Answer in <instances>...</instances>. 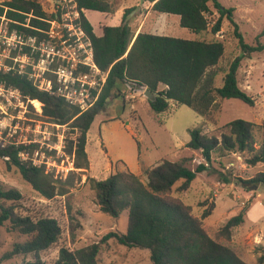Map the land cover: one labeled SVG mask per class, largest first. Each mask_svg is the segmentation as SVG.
<instances>
[{
  "label": "trees",
  "instance_id": "16d2710c",
  "mask_svg": "<svg viewBox=\"0 0 264 264\" xmlns=\"http://www.w3.org/2000/svg\"><path fill=\"white\" fill-rule=\"evenodd\" d=\"M73 1L79 10L81 26L91 41L94 61L100 70L108 72L97 101L82 111L56 91L40 89L29 77L30 66L22 72L17 68L0 69V84L17 89L25 101H40L41 115L50 122L77 131L67 149L68 153L74 154L75 168L88 166L86 137L95 117L107 109L111 98H124L131 90L143 89L151 93L147 101L156 113L166 111L173 101L188 106L215 128L212 135L203 133L200 127L188 129L190 139L186 147L199 151L204 159L194 168L188 166L187 157H181L176 161L162 159L146 167V182L127 166L102 180L87 177L102 213L118 217L127 211L126 232L110 231L100 241L76 249L62 246L52 264H100L101 245L108 239L123 246L148 250L152 264H248L232 246L221 241L231 239L234 228L244 223L246 208L231 215L224 225L208 229L203 218L211 213L214 205L197 217L190 205L172 196V190L178 182L177 191L187 190L197 174L208 167L213 153L219 156L240 153L250 166L264 163V134L257 138L264 124L239 118L222 126L217 124L222 100L236 98L254 105V97L239 86L238 69L243 58L264 51V42L260 40L264 36V26L257 33L255 42L249 44L234 19V8L223 7L219 0H144L152 4L151 10L156 13L178 15L180 26L194 32L195 38L143 30L136 32L137 25L133 28L127 22L104 25L102 34L96 35L82 9L111 13V0ZM212 9L218 13L213 20L209 17ZM1 15L8 20L9 31L15 29L26 34L43 35L37 29L48 27L43 19L49 15L37 0H7L0 5ZM224 19L233 28L239 52L221 71L219 66L226 54V45L214 35L220 31ZM206 34L213 36L206 39L203 37ZM218 78L221 85L217 84ZM46 79L52 81L54 89L53 74L47 73ZM28 105L33 109L31 103ZM35 106L40 109V105ZM35 146L34 143L0 145V159H4L7 169L16 168L35 191L50 199L58 192L52 175L43 165H34L31 160L21 157V153H32ZM235 179L249 189L254 185L264 186V170L248 179ZM223 182L229 183L230 179L224 177ZM21 198L18 189L0 186V225L8 221L10 230L27 236L5 251L0 261L32 255V259H24L21 264H45L39 253L60 239L61 226L50 216L19 213L17 203ZM78 225V221L70 225L72 240Z\"/></svg>",
  "mask_w": 264,
  "mask_h": 264
},
{
  "label": "rangeland",
  "instance_id": "374dc122",
  "mask_svg": "<svg viewBox=\"0 0 264 264\" xmlns=\"http://www.w3.org/2000/svg\"><path fill=\"white\" fill-rule=\"evenodd\" d=\"M5 1L0 0V5ZM37 1L50 14L58 0ZM219 1L223 7L234 8L233 16L245 42L254 43L257 33L264 26V0ZM111 2V13L85 11L96 35L102 34L104 25L127 22L133 28L137 25L136 32L156 31L187 39L196 36L188 28L180 26L178 15L160 16L151 10L147 1L142 4L140 0ZM138 5L139 8L133 11ZM127 9L131 11L126 12ZM217 16V11L212 9L210 19ZM232 29L229 21L224 19L220 31L214 35L226 45V54L219 66L221 71L239 52ZM212 36L203 35L206 39ZM260 40L264 42V36ZM18 45L12 33L7 31V21L0 17V68L5 69L10 65L23 70L32 63L30 58L21 60ZM32 71L38 87H45L47 74L35 68ZM238 83L240 88L254 97V105L236 98L222 100L217 124L222 126L238 118L264 124V51L241 60ZM217 84L221 85L220 78ZM147 98L143 89L128 91L124 98H111L107 109L95 117L87 132L85 150L88 166L75 168L74 154L68 153L67 149L77 131L73 132L67 125L55 124L44 118L40 101H25L16 90L0 85V145L34 143L33 152H28L29 158L26 159L43 165L57 186V194L50 199L44 198L22 178L16 168L7 169L4 159H0V186L16 188L22 194L17 211L23 215L56 218L61 226L60 239L39 253L45 264H52L57 259L62 246L76 249L100 241L110 231L126 232L127 211L124 210L118 217L102 213L87 177L102 180L127 166L146 182L145 168L162 159L176 161L187 157V164L191 168L204 161L199 151L186 147L190 139L188 129L200 127L203 133L212 135L215 126L188 106L173 101L166 111L156 113L151 110ZM34 104L40 105V109ZM259 134H264V129L258 132L257 138ZM262 170L264 163L247 165L240 153H227L225 156L213 153L208 167L197 174L187 190L177 191L179 182L172 190V196L190 205L197 217L202 216L204 209L214 205L211 213L203 218L208 229L224 225L231 215L246 208L244 223L234 228L231 239L221 241L232 246L248 264H264V186L249 189L248 186H241L235 178L248 179ZM224 177L229 178L230 182L224 183ZM76 221L80 225L76 226L72 240L70 225ZM9 226L8 221L0 225V257L15 242L27 239L26 235L10 230ZM24 259L30 260L32 255L14 256L0 261V264H21ZM99 259L100 264H152L148 250L123 246L113 239L101 245Z\"/></svg>",
  "mask_w": 264,
  "mask_h": 264
},
{
  "label": "built area",
  "instance_id": "2783aa9c",
  "mask_svg": "<svg viewBox=\"0 0 264 264\" xmlns=\"http://www.w3.org/2000/svg\"><path fill=\"white\" fill-rule=\"evenodd\" d=\"M48 15V18L43 19L48 27L45 30L37 29L43 35L26 34L15 29L9 31L8 20L4 15L0 17L7 21V31L12 33L19 44L21 60L32 59V63L28 65L31 67L29 77L33 79L32 68L42 74H53L55 88L53 89L52 81L47 79L45 87L40 89L56 91L70 104L76 105L82 111L86 110L97 101L108 72L100 70L94 61L91 41L81 26L79 10L73 0H58ZM27 67L23 70L17 69L22 72ZM11 68L13 67L9 65L0 69ZM10 90L19 92L14 88ZM28 156V152L21 153L23 159ZM31 162L37 165L33 159Z\"/></svg>",
  "mask_w": 264,
  "mask_h": 264
},
{
  "label": "water",
  "instance_id": "95a60500",
  "mask_svg": "<svg viewBox=\"0 0 264 264\" xmlns=\"http://www.w3.org/2000/svg\"><path fill=\"white\" fill-rule=\"evenodd\" d=\"M144 0H140V4L143 3ZM137 8H139V5L137 7H135V9H133V11H135ZM132 11V12H133ZM145 94L147 95V97H151V93L145 91ZM252 188H256V186L254 185Z\"/></svg>",
  "mask_w": 264,
  "mask_h": 264
},
{
  "label": "crops",
  "instance_id": "0c3cea01",
  "mask_svg": "<svg viewBox=\"0 0 264 264\" xmlns=\"http://www.w3.org/2000/svg\"><path fill=\"white\" fill-rule=\"evenodd\" d=\"M150 5H152L151 3H149ZM85 11H88V10H85V9H83V13H84V15H85ZM160 14V16H163V14H166V13H159ZM86 17V16H85ZM151 33H155V34H160V35H163V34H161V33H157L156 31H152Z\"/></svg>",
  "mask_w": 264,
  "mask_h": 264
}]
</instances>
